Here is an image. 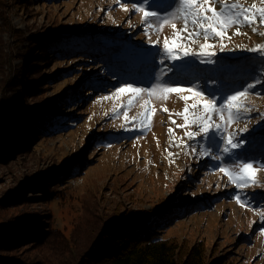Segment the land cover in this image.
<instances>
[{
  "label": "rangeland",
  "instance_id": "374dc122",
  "mask_svg": "<svg viewBox=\"0 0 264 264\" xmlns=\"http://www.w3.org/2000/svg\"><path fill=\"white\" fill-rule=\"evenodd\" d=\"M121 2L129 11L116 0H0V115L9 116L10 132H15V137L0 136V221H10L18 231L24 220L43 217L36 220L46 222L42 230L47 235L45 243L15 242L12 254L41 264H90L81 258L107 219L145 213L174 201L194 205L163 232L186 244L181 256L201 243L207 259L264 264L260 216L264 169L258 172L261 183L244 189L219 171L241 158L264 161V57L237 49L264 43V36L248 26L240 29L246 35H233L232 28L231 40H224L228 50L220 51L219 43L210 41L217 44L211 63L194 56L173 61L162 43L165 37L171 41V27L146 32L143 14L133 10L143 0ZM148 3L153 6L147 10L161 15L175 10V0ZM168 3L173 7L157 6ZM241 3L251 5L253 0ZM150 22L155 24V18ZM259 31L264 32V27ZM149 36L161 43L150 44ZM203 42L201 38L191 46L198 50ZM102 55L109 58L107 65H102ZM112 66L123 72H109ZM66 67L69 72L57 76ZM140 81L139 86L181 81L179 86H196L206 95L217 89L230 94L232 89L252 85L247 99L253 110L230 126V131L248 128L238 133L243 147L224 153L222 144L213 146V156L221 160L193 153L191 147L200 151L207 145L199 138L188 141L184 130L170 124L161 110L181 112L185 102L178 94H170L167 101L155 100L158 109L149 130L126 125L123 110L114 113L113 108L128 98H102L122 82ZM58 98L63 101L56 102ZM141 104H134L129 117L142 111ZM45 106L61 115L56 129L41 132L30 142L28 133L34 124L30 118ZM173 119L183 123L181 117ZM169 127L175 130L171 145ZM181 138L191 147H183ZM6 140L18 146L11 154L3 151ZM238 194L250 205L241 206L235 199Z\"/></svg>",
  "mask_w": 264,
  "mask_h": 264
},
{
  "label": "snow or ice",
  "instance_id": "6c2138e0",
  "mask_svg": "<svg viewBox=\"0 0 264 264\" xmlns=\"http://www.w3.org/2000/svg\"><path fill=\"white\" fill-rule=\"evenodd\" d=\"M116 3L124 11H129L121 0H116ZM216 5H219V7ZM152 6L148 3V0H143L140 5L134 4L133 10L143 14L142 23L145 25L146 32L153 28L157 32H162L165 26L171 27L173 30L171 41L168 37H165L162 43L163 52L173 61L194 56L203 57L206 62L211 63V58L216 56L217 44L210 41H217L220 51L228 50L224 40L225 38L231 40L228 32L232 28L236 29L233 35H246L240 29L248 26L251 27L254 33L264 36V32L259 31L261 27H264V0H259V5L256 0H253L251 5L241 3V0H231V2L229 0H175V10L165 12L163 15L147 10ZM157 6L162 9L172 8L173 3L158 4ZM153 18H155V24L150 22ZM177 22H181L182 27L177 28ZM201 38L204 42L199 43L198 50H194L191 45L197 44V41ZM148 42L150 44L161 43L159 38L154 41L150 36ZM237 49L259 53L261 57H264V43H258L251 48L246 45H238ZM181 83V81L150 82L147 86H139L143 84V81L122 82L113 92L102 99L115 98L119 100L122 96L127 95V103H121L119 106L114 107L113 112L119 113L123 110L122 114L126 125L132 123L143 130H149L157 111L153 101H167L170 94H178L185 102L181 112L173 113L167 107H162L161 110L168 114L170 124L184 130V136L188 141H195L199 138L207 145L202 150L197 151L195 147L184 143L183 138H181L183 147H191V151L198 156L213 157L216 160H221L223 157L213 156V146L219 148L222 144L224 153H231L232 150L243 147L244 141L238 138V133L247 132L248 128L245 126L238 131H230V126L237 122L243 114L253 110L247 99L253 86L247 85L243 90L232 89L230 94L217 89L206 95L205 91L199 90L196 86L183 88L179 86ZM217 91L220 92L219 96L216 95ZM185 92L191 95H184ZM189 100L194 102L188 103ZM141 102L142 111L129 117V110L134 104ZM174 115L181 117L183 123L176 124V120L173 119ZM174 131V128H168L170 145L173 143ZM173 155L169 152L170 157ZM260 169H264V161L256 162L252 159L243 158L240 159L239 163L234 162L231 166L219 167V171L227 176L228 181L240 189L249 187L252 184H260L261 182L258 180ZM235 199L241 206H249L251 203L246 199H242L239 194L236 195ZM256 207H261V205ZM260 216L264 218V212H261Z\"/></svg>",
  "mask_w": 264,
  "mask_h": 264
},
{
  "label": "trees",
  "instance_id": "16d2710c",
  "mask_svg": "<svg viewBox=\"0 0 264 264\" xmlns=\"http://www.w3.org/2000/svg\"><path fill=\"white\" fill-rule=\"evenodd\" d=\"M92 52L87 50L89 54ZM113 53L114 50L111 55ZM95 55L96 57L99 56V54L95 53L92 56ZM92 56L89 55V57ZM108 61V57H102V65H107ZM69 70L67 67L62 68L57 76L63 72H69ZM20 72H25V70L22 69ZM109 72L123 71L119 67L112 66ZM118 77L121 78V76ZM76 93L81 96L78 91ZM66 99L67 95L64 101ZM55 101L63 100L58 98ZM9 110L10 113L15 112L13 109L9 108ZM57 111L48 109L45 106V108L40 109V113H35L34 117L30 118L31 122L34 123L28 133L30 142L36 138L37 134L39 135L41 132L50 133L56 129V119L61 116ZM8 117L4 114L0 115V136L3 138L11 134L12 137H15L13 136L15 132L13 130L10 132L11 123ZM2 144L3 151L10 154L18 147L11 140H6ZM1 153L2 151L0 150V155ZM191 207H194L191 203L175 204L174 201H171L163 204L159 209H152L145 213L109 218L105 221L100 233L90 244L89 249L85 251L84 255L82 254L81 259L90 264H231L227 259L223 260V258L212 257L207 259L205 248L201 243L190 246L188 252L181 256L182 250L185 251L184 247L186 244L183 245L175 237H168L163 234L167 224L173 219L181 217ZM34 218L35 220H24L22 223L23 228L18 231L12 228L10 221H0V264H41L39 260H21L12 254L13 248L17 246V243H15L17 241H23L24 244L28 242H31V244L45 243L47 241V235L42 230V226L46 222L44 220H36L43 217ZM41 231L43 234H40Z\"/></svg>",
  "mask_w": 264,
  "mask_h": 264
},
{
  "label": "bare ground",
  "instance_id": "6f19581e",
  "mask_svg": "<svg viewBox=\"0 0 264 264\" xmlns=\"http://www.w3.org/2000/svg\"><path fill=\"white\" fill-rule=\"evenodd\" d=\"M123 98L126 99V98H128V96L125 95V96H123ZM154 103H155V101H153V104H154ZM156 109H158V108H156ZM153 119L155 120V114H154ZM156 120H157V119H156ZM158 121H159V120H158ZM158 121H157V122H158ZM159 122H160V121H159ZM146 139H147V138H146ZM146 139H145V138L143 139V143H142V145L145 143Z\"/></svg>",
  "mask_w": 264,
  "mask_h": 264
}]
</instances>
